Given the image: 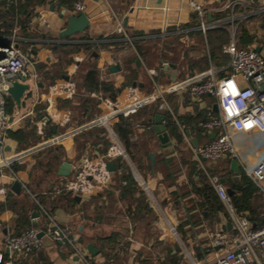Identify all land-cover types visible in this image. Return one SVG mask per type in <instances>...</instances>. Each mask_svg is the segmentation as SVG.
<instances>
[{"label":"crops","instance_id":"1","mask_svg":"<svg viewBox=\"0 0 264 264\" xmlns=\"http://www.w3.org/2000/svg\"><path fill=\"white\" fill-rule=\"evenodd\" d=\"M62 1L47 0L43 5L37 6V15L31 20L32 32L25 36L21 34L18 26L10 34H0L1 46L9 45L12 37L16 36L19 48L25 45L31 47L25 53L32 59L30 72L36 79L23 99L21 111L16 107L15 115L10 116L14 117L13 121H10L12 123L10 130L24 127L29 119L35 123L39 134L44 132L47 124L57 130L54 136L71 133L78 127L75 114L79 117L80 111L75 113L73 109L64 107L63 100L71 101V106L77 110L80 95L75 76L88 61L96 62L103 82H111L116 88L122 89L116 102L126 103L131 88L138 93L152 91L153 79L160 83L175 82L197 76L210 68L215 69L220 78L233 75L229 56L225 54L228 60L224 63L213 60L211 56L209 36L213 39L216 35L209 33L214 29L225 28L228 31L229 38L223 48L233 39L238 47L243 48L237 37L239 24H245L257 38L254 45L247 48H261L260 53L264 55V0H204L206 22L215 25L206 33L200 30V20L192 11L189 0H64V3ZM76 3L83 4L84 11H77ZM68 4L73 6L70 11L64 7ZM228 4L235 5L234 24L231 22V10L226 9ZM3 8L0 6V9ZM81 12L89 17L90 24L87 30L75 38L74 36L60 38V33L68 26L69 17ZM120 24L127 36L118 32ZM134 43L142 47V55ZM84 45H90V50L86 51ZM33 46L38 48L37 52L32 51ZM77 46L82 48L74 53ZM66 60L72 62L67 64ZM137 60H141V66H138ZM39 64L46 65L47 69L61 65L64 74L51 86L47 85L48 81L42 84L38 72ZM115 65L119 66V69L113 72L111 67ZM69 82L74 84L75 92L72 96H60L51 92L53 86ZM103 101L105 99H99V110L95 119L105 112ZM215 105L218 106L213 97L207 96L201 101H196L184 93L169 97V108L158 103L140 110L138 115L132 116L137 133L134 140L138 137H142V140L146 138L152 150L158 145V152H152L153 177L146 179L130 157L125 163L116 159L114 161L116 171L113 172L111 186L89 198H82L69 192L65 194L62 190L74 174V165L86 151L103 153L107 150L109 140L104 128L94 127L74 135L70 134L60 144L34 152L29 151L41 142L26 151H20L18 143L7 136L5 157L20 155V158L13 163L18 166L17 172L0 165V189H5L4 193L0 192V254L5 261L11 264H82L68 244L50 240H46L42 249L29 256L16 254L8 249L6 244L8 237L30 228L47 233L54 223L67 228L74 241L82 248L87 250V246L93 244L100 250L96 256L87 250L93 264H171L170 255L176 256L179 264H187L190 260L203 261L214 256L219 248L214 247L211 233L232 236L235 229L224 206L222 211L217 212L214 208L202 204L192 192L193 182H198L192 164L196 161L201 168V162L195 158L191 150L193 158L188 163L191 166L188 179L177 174L179 175L177 180L173 179L175 175L168 174L167 176H171L174 182L160 199L157 198L155 188L157 177H154L156 175L154 166L158 164L168 170L178 162L177 150L182 145L190 147L186 136L191 138L193 144L195 139L197 146L209 144L214 139L211 137L213 134H216V138L221 132L218 128L207 131L195 127L191 121L190 124L185 123L186 119L199 118L197 119L199 126V122L208 118L210 110L216 116L219 115V106L218 111H215ZM39 106L44 107V115L35 121L36 109ZM199 114L201 117H197ZM157 115L165 116V120L162 121L165 127L167 116L177 123L184 140L181 145L169 135L167 129L169 143L162 144L155 131ZM43 118H47L48 121ZM116 122L113 130L120 141L115 131ZM42 123H45V126L41 129ZM153 131L154 137L149 139V133ZM198 131L201 132L200 141ZM121 145L123 146L122 143ZM47 148L52 149V154L44 163V166H47L46 170L39 173L38 169L37 174L32 173L31 170L40 163L33 162L28 166L26 159L29 154ZM166 151H171V154L166 155ZM157 155L162 157L158 160ZM227 160L230 161L231 169L232 159ZM227 160H221L218 164L222 165ZM64 163L71 165L68 176L59 174ZM118 163H122L136 181L135 176L138 175L148 185L153 200L148 198L142 187L140 190L154 215L137 209L138 194H124L121 191L117 175ZM202 163L207 168L213 164L208 161ZM241 171L243 170L240 167ZM41 179L43 181L40 182ZM16 182L21 185L20 192L14 188ZM183 186L188 189L182 193ZM187 192L190 194L185 195ZM259 192L264 199L260 189ZM78 197L81 199L78 200ZM23 208L26 209L28 219L25 227L19 223ZM35 210L39 217L32 218ZM250 221L255 227L261 226L262 220ZM110 236L111 241L104 240ZM199 254H203V257L199 258ZM257 256V264H264V257L259 250Z\"/></svg>","mask_w":264,"mask_h":264},{"label":"built area","instance_id":"2","mask_svg":"<svg viewBox=\"0 0 264 264\" xmlns=\"http://www.w3.org/2000/svg\"><path fill=\"white\" fill-rule=\"evenodd\" d=\"M189 4L200 20L201 31L206 33L208 29L215 27L206 22L207 11L204 0H189ZM75 8L77 11H84L85 6L76 3ZM234 8L235 5L232 4L226 6V9L231 10L233 24L236 21ZM118 32L127 36L121 24ZM16 42V36H13L9 45H0V165L6 168H11V165L20 158V155L5 157L7 132L12 128L10 116L6 111L7 99L10 97L9 89L15 81L27 83L31 89L32 83L36 80L35 75L30 72L32 59ZM223 53L230 58L233 75L220 78L217 71L210 68L197 76L175 82L160 83L153 79L152 91L138 93L131 88L126 103L105 100L103 101L105 112L100 117L76 127L71 133L46 139L29 152L60 144L70 134L74 135L93 127L104 128L109 140L107 150L103 153L86 151L74 165V174L65 185L69 193L89 198L111 186L114 173L109 169L110 163H114L116 159L123 163L129 160L128 154L113 130V125L120 116H133L143 108L158 103L162 107L169 108L168 99L176 94L187 93L196 101H201L207 96L213 97L219 106V115L216 116L210 110L208 118L199 122V127L207 131L218 128L221 130L220 134L204 146H195L191 138L185 136L195 158L201 162V168L230 216L235 233L232 236L211 233L213 245L219 248V251L208 259L190 260L187 264H257V250L264 257V208L261 213V226H253L247 216L237 212L221 178L210 174L201 159L204 158L213 164L224 159H236L243 172L264 194V55L254 48L238 47L234 39L224 46ZM51 92L60 96H72L75 92L74 84L69 82L55 85ZM43 126L45 123L41 124V129ZM135 177L148 198L153 200L145 181L138 175ZM0 192L4 193L5 189H0ZM38 234L37 229L30 228L18 235L10 236L6 240L7 247L13 253L29 256L42 249L46 240H50L59 244H68L82 264H93L88 251L74 241L67 228L54 223L43 238H39ZM3 263L11 264L0 254V264Z\"/></svg>","mask_w":264,"mask_h":264},{"label":"trees","instance_id":"3","mask_svg":"<svg viewBox=\"0 0 264 264\" xmlns=\"http://www.w3.org/2000/svg\"><path fill=\"white\" fill-rule=\"evenodd\" d=\"M46 1L47 0L0 1V6L4 7L3 9H0V34H10L16 26L20 28L21 34L24 36L28 32H32L31 20L37 15L36 7L43 5L46 3ZM62 2L64 3V0ZM64 7L70 11L71 7L73 6L72 4H68L64 5ZM209 34L216 35V37L213 39L209 36L211 56L213 60H220L223 63L226 62L228 58L223 53L222 49L223 45L228 41V31L225 28H218L214 29L213 32H210ZM75 37H77V35L74 36V38ZM237 38L240 46L243 48L254 45L257 40L255 34H253L243 23L239 24ZM134 46L142 55V47L138 45V43H134ZM20 48H22L24 52H27V49L31 47L29 45H25L20 46ZM75 48L76 49L74 53H77L80 51L82 46H77ZM84 48L86 51H89L90 45H84ZM32 51L37 52L38 48L33 46ZM66 62L69 64L72 62V60H66ZM81 66L82 64L80 67ZM38 72L40 82L42 84H46V81H48L47 85L49 86L53 85L56 80L62 78V75L64 74L61 65L47 69L46 65L39 64ZM100 75L101 72L98 69L96 62H85V64H83L75 76L77 90L80 95V104L77 106V110L76 107L74 109V107L71 106V101L63 100L64 107L73 109L75 113H79L80 111L81 114L79 117H77L75 114V121H77L78 126H83L95 119L97 111L99 110L98 102L100 98L103 100H111L112 102H116L118 100L122 89L116 88L111 82H103L100 79ZM124 87L125 85L123 88ZM6 111L9 116L15 115L16 103L11 97H8L7 99ZM36 113L35 121L38 120L41 115H44V107L39 106L36 109ZM138 114L139 113L133 116ZM197 117H201L200 114ZM197 119H186L185 123L190 124L192 122L195 127L198 128L199 126ZM166 129L169 132V135L175 139L178 145L183 143L184 140L179 130V126L169 116H167L166 120ZM115 131L120 138L126 153L136 166L137 170L144 177H146V175H148V173L153 169L150 159V155L152 154L153 150L146 138L142 140V137H138L136 140H134L135 137H137V133L134 128V117L120 116L115 124ZM56 133L57 130H55L53 126H48L47 124L43 134H39L35 123L29 119L24 127L18 130H9L7 132V136L10 140L18 143V148L20 151H26L40 142L53 137ZM197 133H199L198 138L200 141L201 132L198 131ZM149 135V139L154 137V131L150 132ZM192 165L194 168L193 173H196L198 177V182H193L191 186L192 192L202 201V204L214 208L217 212L222 211L224 209L223 205L219 200L214 188L211 186L206 173L202 168H199V165L196 161ZM117 168L118 183L121 191L124 194H138L139 197L136 200L137 209L142 210L150 215H154L152 208H150L147 202H145L143 194L134 176L125 169L122 163H118ZM11 169L14 172L19 170L16 164H12ZM208 170L210 174L219 176L224 185L233 191L232 199L239 214L248 215L249 219L252 221H261V212L264 206V199L262 194H260L256 184L248 175L241 171L239 175L236 176L230 169L229 160L220 165L219 170H216L213 167H209ZM41 181H43V179H41L40 182ZM62 192L66 194L68 191L63 189ZM187 194H190V192L185 193V195ZM19 221V223L22 224V227H25L28 224L27 213L26 209L24 208ZM111 239L112 238L110 236L104 240L111 241ZM202 257L203 254H199V258ZM170 258L171 264H179V260L176 256L170 255Z\"/></svg>","mask_w":264,"mask_h":264},{"label":"water","instance_id":"4","mask_svg":"<svg viewBox=\"0 0 264 264\" xmlns=\"http://www.w3.org/2000/svg\"><path fill=\"white\" fill-rule=\"evenodd\" d=\"M68 21H69L68 26L59 35L60 38H62V39L70 38V37H73V36H76L78 34H81V33L85 32L87 30L89 24H90L89 17L83 12L78 13L75 16H70ZM256 51L260 52L261 48H256ZM137 64H138V66H141V60H137ZM167 67H168V65H167ZM171 67H174V66L171 65ZM117 69H119V66H117V65L111 67V70L113 72L116 71ZM263 88H264V85H263ZM29 90H30V85L29 84L22 83V82H19V81H15L13 83V85L11 86V88L9 89V96L15 101L18 111H21L22 105H23V99H24L26 93ZM214 109H215V111H218V106L215 105ZM13 119H14V117H11L10 121L12 122ZM43 119L48 121L47 118H43ZM163 120H165V116L164 115H157L156 116V118H155V123H156L155 131H156L160 141L162 142V144H168L169 143V136H168V133L166 131L165 125L162 124ZM215 136H216V134H213L211 137L215 138ZM193 142H194V144L196 146L198 145V143H197V141L195 139H193ZM150 158H151L152 161H154V155L153 154L150 155ZM201 160L203 162L206 161L204 158H202ZM109 169L112 172H115L116 171L115 164L114 163H110L109 164ZM70 170H71V165L69 163H64L61 166L59 174L62 175V176H68L69 173H70ZM231 170L236 175L239 174V172H240V164H239V162L236 159L232 160V162H231ZM14 188L18 189V192H20L21 191L20 183L16 182L14 184ZM228 193L231 196L233 195V191L230 190V189L228 190ZM79 199H81V198L78 197V200ZM37 217H39V213L35 210L32 213V218H37ZM230 226H231V224H230ZM44 235H45L44 232H39V234H38L39 238H43ZM87 250L93 256H96L99 253V251H100L99 249H96V247L93 244H89L87 246Z\"/></svg>","mask_w":264,"mask_h":264},{"label":"rangeland","instance_id":"5","mask_svg":"<svg viewBox=\"0 0 264 264\" xmlns=\"http://www.w3.org/2000/svg\"><path fill=\"white\" fill-rule=\"evenodd\" d=\"M153 149H154L153 152L157 153L158 149H159L158 145H155ZM170 152L171 151H166V155H170L171 154ZM51 154H52V149L50 150L48 148L37 151L35 153H31V155L29 154L28 158L26 159V160H28L26 165L31 166L33 164V162H36L37 164L40 163L39 166L37 165L34 170L33 169L31 170V172L34 173L38 169H40V170H38V172L42 171V170L44 171V170H46V167H47V166H44V163L47 162L51 158L50 157ZM176 154H177L176 161H178V162H176L174 165H172L170 168H168V170L163 169L158 164H155V166H154L155 173H156V175L154 177H157V184H156L155 188L157 190V198L158 199L163 198L164 191L166 192V191L170 190V187L174 182L173 179L178 180L179 175H177V174H181V177L188 179V174H189L190 167H191L188 163L193 158L192 153H191V149L189 146H183L182 145L177 150ZM161 157H162L161 155H157L158 160ZM220 165H221V163H219V164L217 163V164H210L209 166H212L214 169L219 170ZM39 173H41V172H39ZM159 173H160V178H158ZM36 174H37V172H36ZM168 174H172V176L175 175V178L172 179L171 176L168 177L167 176ZM152 175H153V172L152 171L149 172L148 175H146V179H148V178L151 179L153 177ZM183 180L184 179H182V181ZM187 189L188 188H186V186H183L182 190H181L182 193L185 192ZM167 231L169 232V229Z\"/></svg>","mask_w":264,"mask_h":264}]
</instances>
